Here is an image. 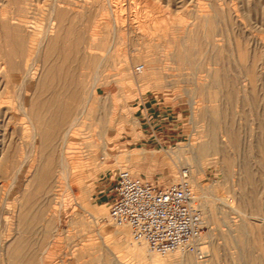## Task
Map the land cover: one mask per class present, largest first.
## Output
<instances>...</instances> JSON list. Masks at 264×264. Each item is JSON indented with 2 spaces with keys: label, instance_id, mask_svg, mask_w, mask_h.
Masks as SVG:
<instances>
[{
  "label": "rangeland",
  "instance_id": "374dc122",
  "mask_svg": "<svg viewBox=\"0 0 264 264\" xmlns=\"http://www.w3.org/2000/svg\"><path fill=\"white\" fill-rule=\"evenodd\" d=\"M152 116L171 123L160 148ZM197 129L216 143L214 165L188 175L195 195L199 177L215 187V225L200 209L212 264H264V0H0V187L29 169L12 211L0 193V264H206L160 258L108 222L116 175L177 182Z\"/></svg>",
  "mask_w": 264,
  "mask_h": 264
},
{
  "label": "built area",
  "instance_id": "2783aa9c",
  "mask_svg": "<svg viewBox=\"0 0 264 264\" xmlns=\"http://www.w3.org/2000/svg\"><path fill=\"white\" fill-rule=\"evenodd\" d=\"M167 121V117L160 116L147 121V143L158 148L166 143L167 127L171 125ZM188 179V172L182 170L177 182L154 186L128 171H120L109 194V222L127 226L133 241L144 244L155 255L193 250L201 240L204 225Z\"/></svg>",
  "mask_w": 264,
  "mask_h": 264
},
{
  "label": "bare ground",
  "instance_id": "6f19581e",
  "mask_svg": "<svg viewBox=\"0 0 264 264\" xmlns=\"http://www.w3.org/2000/svg\"><path fill=\"white\" fill-rule=\"evenodd\" d=\"M40 52V51H39ZM33 66V65H32ZM141 67V69H140V71H136V68H135V72H138V73H142L143 71V66H140ZM24 78V77H23ZM24 80V79H23ZM22 81V80H21ZM18 88V87H17ZM20 89V88H19ZM18 91V90H17ZM87 104V103H86ZM20 111H21V109H20ZM23 115L27 118V120L29 121V124H30V127H31V129H35V125H34V123H33V121H32V119L30 118V116H29V114H27L25 111L23 112ZM73 122V121H72ZM194 127H195V125H193ZM197 127V126H196ZM195 127V128H196ZM34 132V131H33ZM37 132H38V130H37ZM70 132H71V128L70 129H68L67 131H66V133H65V139L66 140H68L69 138L70 139H72V137L70 136ZM196 132V135H197V138H198V140H199V142H198V144H197V147H196V153H195V155H193L192 156V162H193V164L192 165H190L189 163H186V167H187V169H185L187 172H188V175H189V171H194L197 175H199L200 177H201V175H203V173H204V169H205V167H207V166H211V165H214V162H215V158L213 157V154L215 153V150H216V143H215V140L213 139V135H210L209 137H208V139H204V133H203V130H201V129H197V131H195ZM34 134V133H33ZM32 136V135H31ZM35 136H36V134H35ZM63 137V136H62ZM32 138H33V136H32ZM64 139V138H63ZM73 140V139H72ZM103 140V139H102ZM33 141V140H32ZM37 141H36V139H34V144H33V147H32V150H31V154H30V157H29V159L31 158L32 160H30L31 162L34 160V156H35V154H36V150H37ZM63 143V142H62ZM104 143V142H103ZM66 144H67V142L65 141L64 143H63V145H62V158L63 159H65V157H64V154H65V151L67 150L66 149ZM93 147V146H92ZM94 147H96V146H94ZM106 144L104 145V147L102 148V154H104L105 155V153H107V150H106ZM89 148V147H88ZM30 162V163H31ZM96 162V157H94V161H93V163H91L92 165H89V167H93V168H97V167H94L95 165H94V163ZM80 165V164H79ZM96 166H99V163L98 164H96ZM22 167V166H21ZM31 167V165L29 166V168ZM81 167V166H80ZM85 167H88V166H83L82 167V169L84 170V172H85V170L86 169H84ZM76 168V166H74V167H69V169L68 170H74ZM23 171L24 170H22V171H18V172H16V173H14V175H13V177L11 178V183H10V188L9 187H3V186H1L0 187V193L2 192V191H5V198H4V201L2 202V205H3V208L5 209V211H10V209H11V211H12V209H13V207H14V203L10 200V196H11V194H10V192H11V189L12 188H17L18 187V184H20V183H22V181H23V179H24V177L26 176V173L27 172H29V169L28 170H26L24 173H23ZM76 171V170H75ZM125 171H127V170H125ZM74 172V171H73ZM129 172V171H128ZM60 174V173H59ZM68 176V175H67ZM200 177L199 178H197L196 180H193V186H197L198 187V193H197V195H195L194 194V191H193V187H192V185H191V181H190V178L188 179V181H189V185H190V188H191V192H192V197H193V202H194V204H195V206L197 207V209L199 210V212H200V214H201V217H202V213H201V211H200V209L202 208L204 211H205V213H206V221H207V223L209 224V225H215V219H214V215H213V212H212V209L211 208H209L208 207V202H207V198H211V199H214L215 200V198H214V193H215V187L214 186H210V187H208L207 189H205V188H203L202 187V181H201V179H200ZM65 180H66V187H67V190L68 191H72V188H71V186L69 185V182H68V179L67 178H65ZM224 183H227V181H225ZM87 188H89V186H87ZM75 191V190H74ZM13 192H15V191H13ZM75 193V192H74ZM88 193H90V191L87 189L86 191L84 190V191H82V193L80 194V196H79V201H81L83 204H84V201H83V199L85 198V195H87ZM225 200V199H224ZM84 206V210H86V213L92 218V219H101V218H103L104 217V213H99V212H92L90 209H89V207L87 206V205H83ZM82 206V207H83ZM232 206V205H231ZM33 207V206H32ZM2 208V207H1ZM215 210V209H214ZM217 212V211H216ZM233 213V212H232ZM231 213V214H232ZM246 218L248 219V220H250V221H252V222H255L256 223V221L258 220V222H259V219H257L256 218V214L254 215V216H251V217H249V214H248V216H246ZM257 219V220H256ZM202 221H203V217H202ZM108 222H109V220H108ZM222 222V221H221ZM262 222H264V220L262 219H260V223H262ZM110 223V222H109ZM18 224H19V220H18ZM17 224V225H18ZM204 224V223H203ZM113 225V224H112ZM247 224L245 223V222H243V227L244 226H246ZM113 226H115V225H113ZM248 226V225H247ZM122 228H126L127 230H128V232H129V234H130V236H131V239H132V235H131V231H130V229L127 227V226H121L119 229H122ZM227 228V227H226ZM211 229H213V228H211ZM112 233H114V234H117L116 232H114V231H112ZM246 233V232H245ZM208 234H209V236L211 237V232L209 233L208 232ZM247 236V235H246ZM211 239V238H210ZM132 241H133V239H132ZM202 241H203V238L201 237V240H200V242L199 243H197L195 246H193V250H184V251H181V250H179V251H175V252H173V253H170V254H172V255H170V254H168V255H170V257H169V259H172V258H174L176 255H174V254H176V252H180L181 254H187L188 255V253L189 254H191L192 253V255H194V257H193V259L195 258H197V259H199V258H203V257H208V259L207 260H205L208 264H212V262L213 261H215L216 260V248H215V246H212V248L213 249H211V253H210V251H206V249H207V247H205V245L207 244H203L202 243ZM134 242V241H133ZM129 243H130V241H129ZM135 243V242H134ZM137 244H140V245H143V246H145L144 244H142V243H137ZM216 244V243H215ZM200 246H202L201 248H200ZM210 246V245H209ZM145 248H146V246H145ZM200 248V249H199ZM138 252V251H137ZM42 254V253H41ZM139 255V254H138ZM168 255H166V256H168ZM200 255H202V257H199ZM156 256H158V255H156ZM166 256H158V257H160V258H165ZM241 256V255H240ZM137 257V256H136ZM140 257V256H139ZM241 260V259H240ZM196 261V260H195ZM116 262V261H115ZM181 262H182V260H181ZM197 262V261H196ZM173 263V262H172ZM172 263H170V264H172ZM192 263V261H191V258H189V257H185L184 256V259H183V262H182V264H191ZM206 263V264H207ZM177 264V263H176ZM195 264V263H194Z\"/></svg>",
  "mask_w": 264,
  "mask_h": 264
},
{
  "label": "crops",
  "instance_id": "0c3cea01",
  "mask_svg": "<svg viewBox=\"0 0 264 264\" xmlns=\"http://www.w3.org/2000/svg\"><path fill=\"white\" fill-rule=\"evenodd\" d=\"M153 118H154V117L152 116L150 119H153ZM148 120H149V119H148ZM148 120H147V121H148ZM131 252H132V254H133V251H132V250H131Z\"/></svg>",
  "mask_w": 264,
  "mask_h": 264
}]
</instances>
